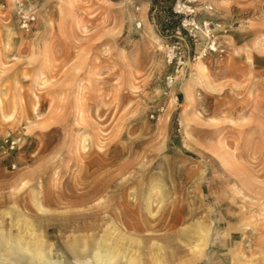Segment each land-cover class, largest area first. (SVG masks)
Wrapping results in <instances>:
<instances>
[{"label": "rangeland", "instance_id": "obj_1", "mask_svg": "<svg viewBox=\"0 0 264 264\" xmlns=\"http://www.w3.org/2000/svg\"><path fill=\"white\" fill-rule=\"evenodd\" d=\"M176 4L0 0V264H264V0Z\"/></svg>", "mask_w": 264, "mask_h": 264}, {"label": "built area", "instance_id": "obj_2", "mask_svg": "<svg viewBox=\"0 0 264 264\" xmlns=\"http://www.w3.org/2000/svg\"><path fill=\"white\" fill-rule=\"evenodd\" d=\"M180 9L178 7V4H176L173 8H172V12L173 14H179V10ZM34 21L33 17H28L25 15H22L20 18V26L22 29H24L25 31H29L30 30V26L32 25V22ZM215 51V49H214ZM165 86L167 88H170L171 86L174 85V77L172 75H169L165 78Z\"/></svg>", "mask_w": 264, "mask_h": 264}, {"label": "trees", "instance_id": "obj_3", "mask_svg": "<svg viewBox=\"0 0 264 264\" xmlns=\"http://www.w3.org/2000/svg\"><path fill=\"white\" fill-rule=\"evenodd\" d=\"M165 1H169L170 2V6H169L168 10H169L171 15H174L173 12H172V2L174 0H165ZM158 2H160V0H151V3H152L153 6L156 5Z\"/></svg>", "mask_w": 264, "mask_h": 264}, {"label": "bare ground", "instance_id": "obj_4", "mask_svg": "<svg viewBox=\"0 0 264 264\" xmlns=\"http://www.w3.org/2000/svg\"><path fill=\"white\" fill-rule=\"evenodd\" d=\"M175 101V99H173V102Z\"/></svg>", "mask_w": 264, "mask_h": 264}]
</instances>
